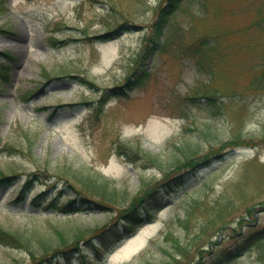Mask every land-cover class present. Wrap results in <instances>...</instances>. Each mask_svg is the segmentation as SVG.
<instances>
[{
	"label": "rangeland",
	"instance_id": "374dc122",
	"mask_svg": "<svg viewBox=\"0 0 264 264\" xmlns=\"http://www.w3.org/2000/svg\"><path fill=\"white\" fill-rule=\"evenodd\" d=\"M162 1L0 0L6 76L0 80V169L19 174L0 190V226L27 242L0 243V264H30V252L52 249L58 232L100 226L114 215L43 210L30 199L46 185L55 183L50 197L75 171H93L110 179L120 195H140L145 182L160 178L179 156L176 147L189 144L202 155L234 134L248 143L226 147L184 185L157 192L149 213L95 264H173L165 251H172L168 233L186 246L180 264H204L210 243L218 240V251L229 250L243 238H237L241 231L264 227V0H182L164 29V45L140 58ZM107 30L108 38L98 37ZM202 38L212 48L200 63L182 49ZM136 68L147 73L102 98ZM206 94H214L219 105L209 104ZM70 102L83 105L59 110ZM31 172L39 178L15 205ZM71 195L69 190L62 196ZM117 200L116 211L123 204ZM227 201V213L211 222L209 213ZM117 225L125 228L123 221ZM260 250L253 241L221 264H264Z\"/></svg>",
	"mask_w": 264,
	"mask_h": 264
},
{
	"label": "trees",
	"instance_id": "16d2710c",
	"mask_svg": "<svg viewBox=\"0 0 264 264\" xmlns=\"http://www.w3.org/2000/svg\"><path fill=\"white\" fill-rule=\"evenodd\" d=\"M182 0H166L165 2H159V7L157 9V14L153 24L150 26V31L148 35L145 36L144 44L140 48L138 57H148L153 53L156 48L164 45V39L162 35L164 29L170 22L171 14L179 7ZM177 29V33L179 32ZM111 31L107 30L98 37L108 38L111 35ZM187 47L182 49L183 51L188 50L189 54L197 58L198 62L205 60L204 54L207 50L212 48L211 43L204 40H197L194 43L193 48L191 44L186 45ZM3 66L0 65V80H5V70H2ZM147 73V70L144 68H136L130 75L125 77L122 84H116L112 87L106 88L104 94L108 92L121 91L122 89H128L131 87L135 81V78L139 74ZM71 78H78L80 81H87L85 78L77 77L70 75ZM139 78V77H137ZM90 85H93V82H90ZM208 101L209 104L213 106H218L219 102L216 100L217 97L213 95H203ZM204 137L209 139V129L203 131ZM218 145L210 147V149L199 155V149L192 148L189 144H183L181 147H176L179 151V156H176L171 163V165L163 170L162 176L152 183L145 182V187L141 194L130 195L128 196L126 191H123L121 195L119 191L112 185V181L102 175L97 174L93 171L83 172L75 171L73 173L74 177L71 176V179H67L65 186L57 188L55 195L49 197V188L53 187L54 184L46 185L47 188L44 191L39 192L34 198L32 203L41 207L43 210H54L59 213H72L85 210H97V211H115L111 220L105 222L102 225L87 226V227H77L70 233L66 235L62 232H58V242L52 248H43L41 255H37L34 252L31 254V263L30 264H69L70 258L73 255L77 256L78 264H89V261L96 262L101 255L109 249L113 243L120 240L124 233L128 232L129 229L137 222H140L139 211L141 208L150 211L154 203H152L155 194L162 189H169L174 185H184L190 175L196 174V169L198 166H206L212 157H220L222 152L226 147L233 146H243L248 143L245 136L241 134H234L231 137L222 139L218 141ZM232 143V144H231ZM233 143L235 145H233ZM9 148L10 146H4ZM137 153V151H134ZM147 160L155 161V158L147 155H143ZM46 174V171L43 172ZM40 173L32 172L30 177L24 183V187L19 191L16 201L23 199V193L31 185V180L34 178H39ZM17 174L14 172H5L3 169H0V189L8 184H11ZM144 182V181H143ZM76 185V186H75ZM48 190V191H47ZM71 190L72 195L62 199V195L66 191ZM127 195V196H126ZM92 196V197H90ZM49 197V198H48ZM122 199L123 204L119 206L118 211L113 210L112 206L117 203V199ZM150 202L149 207H145L146 202ZM227 202H220L217 207L214 208L213 212H210L209 215H212L210 221H216L222 219V217L227 213V208H230V205ZM194 203H196L194 201ZM149 213V212H148ZM249 214V210L247 212ZM239 219L244 221L242 217ZM123 221L125 228L119 229L117 223ZM181 225H186L184 221L179 220ZM224 227V224L221 225ZM220 228V229H222ZM204 231V228H202ZM167 238L172 240V251L166 250L168 254L169 261L168 263L180 264L182 257L186 254V246L177 237H174L171 233L166 235ZM243 237V238H242ZM239 242L235 247L229 250H220L219 247H215V244L218 240L209 244V252L211 253L207 256L206 262L204 264H221L225 255H229V260L236 258L248 247L254 243L261 245L260 253L264 254V227L253 230L251 233H246L241 231V234L237 236ZM0 243L8 244L13 247L25 246V240L23 235L18 231H10L0 226ZM205 247V246H204ZM199 248L200 256H202V251H205V248ZM229 251V252H226ZM93 255V256H92ZM260 255V256H261ZM94 257V258H93ZM65 261V263H63ZM148 264H154L148 262ZM193 264V263H192ZM196 264V263H194Z\"/></svg>",
	"mask_w": 264,
	"mask_h": 264
}]
</instances>
